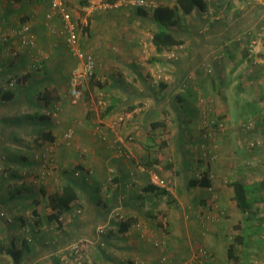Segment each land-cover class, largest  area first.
I'll list each match as a JSON object with an SVG mask.
<instances>
[{"label": "crops", "instance_id": "0c3cea01", "mask_svg": "<svg viewBox=\"0 0 264 264\" xmlns=\"http://www.w3.org/2000/svg\"><path fill=\"white\" fill-rule=\"evenodd\" d=\"M98 1L67 2L74 19L82 5ZM115 5L114 3L113 6ZM132 9L134 16L139 20H133L135 26H128L130 30L124 26L121 19L123 9L116 7L109 12L113 14L109 19L102 14L91 13L88 19L83 20L86 21L85 25L80 33L78 32L80 45L93 52L96 62L109 60V56H112L109 47L130 42L132 46H138L140 44L138 30L145 31L149 28L147 24L153 27L149 20L151 9L145 16L138 15L135 7ZM50 11V0H0V161L12 166L13 171L23 166L31 168L36 165L31 159H23L22 151L33 152L36 149L48 153L50 167L54 166L55 172V176L51 174L35 180L28 177H25V180L15 172L12 175L1 174L0 211L12 217L15 210L29 203L31 206L37 204L39 208L42 206L44 209L49 196L58 193L66 183L71 184L76 191V198L68 204L57 220H48L45 217L43 231L46 232L31 243L27 240L30 253L26 260L32 264H61L60 257L69 253L68 246L82 240L85 244L83 264H232L227 257L225 243L228 226L223 220L211 217V214L207 217V206L211 204L205 193L207 188L188 184L189 179L200 175L191 174L194 163L189 161L188 154L182 151L184 145L182 135L177 136L178 142H175L178 144L175 150L183 154L182 160L176 161L173 168L181 175L183 182L177 187V191L174 193L171 191L170 194L166 189L165 191L155 187L152 189L148 174L139 171L138 165L133 167L128 159L120 157L121 154L115 155L110 141L103 140L100 136V133L103 134L102 128L105 134L109 136L112 134L105 116L114 115L113 112L119 108L114 105L115 101L124 103L123 107H126V104L135 103L136 98L146 100L151 97L154 106L146 115L142 112V116L145 115L148 122H151L152 111L154 114L157 113V104L167 99L164 95L167 92H159L148 83V93H141L142 89L131 92L128 87L137 85L140 80L144 82L146 77H141L142 73L135 65L122 61V76L117 73L115 77L111 73L110 77L104 80L103 88L107 87L110 90L108 93L112 91V95L108 96L111 99L108 113L97 114L89 111L88 109H92L89 105L92 102L88 96L77 104H71L69 84L64 95H55L56 89L64 84L62 72L68 68L71 58L77 59L67 48L60 29L59 15L54 12L50 19H46ZM196 15L201 16L198 11L183 16L186 17L185 21L189 18L195 21ZM20 25L28 26V34L32 37L31 43H21L19 39L21 35L18 33ZM195 25L198 27V24L193 22V26ZM189 28L187 25L185 32L181 34L180 39L183 42L171 47L173 50L186 53L189 61L179 59L172 64L175 66V73L174 77L170 78L171 83L167 84L170 81L165 80L159 83L161 87H168L172 91L171 100L175 99L172 101L178 105L179 96L185 97L191 93L190 88H181L180 78L191 72L203 59H207L214 44L218 47L219 41L228 39L227 33L218 29V24H215L212 30L209 29L211 30L209 33L199 35L197 31ZM131 31L133 35L126 37L125 34ZM147 40L150 48L154 49L149 38ZM38 68L41 70L38 72L39 75H36L33 72L38 71L36 70ZM263 69L264 65L258 67L259 71ZM20 70L29 71L25 76L26 83L12 88L9 98L4 99L1 91L3 82ZM126 71L134 72L135 79L130 78L131 73ZM70 72L71 69L67 81ZM97 78L99 80L97 84L102 85L99 77ZM199 81L201 83L202 79ZM114 89H118L117 95ZM39 93L45 94V99H38L35 94ZM54 106L60 107L59 123L54 121V117L46 114ZM20 116L32 118V121L19 119ZM97 120L101 123H97ZM98 126L101 131L96 130ZM68 129L73 130V137L69 143L64 137ZM18 133L24 134L29 142H18ZM142 149L145 150V147ZM5 150L13 152L6 153L7 157L4 159L2 153ZM119 150L126 153L123 147ZM212 168L210 169L213 171ZM111 171L113 174H110ZM38 180L42 181L41 187L33 184ZM164 193L170 195L168 205L155 206L156 200L166 195ZM226 193L235 206L232 189ZM221 194L217 192L216 197H222ZM218 202L220 204V199ZM145 203L151 206L147 207ZM200 212L202 216L198 217ZM14 226L13 222H6L0 218V231L3 232L0 233V241L4 239V242L9 244L15 238L11 233ZM162 256L165 258L164 262ZM2 261L4 264H15L5 253H0V264Z\"/></svg>", "mask_w": 264, "mask_h": 264}, {"label": "rangeland", "instance_id": "374dc122", "mask_svg": "<svg viewBox=\"0 0 264 264\" xmlns=\"http://www.w3.org/2000/svg\"><path fill=\"white\" fill-rule=\"evenodd\" d=\"M146 1L150 3V5L160 4L161 2L174 3V0ZM206 1L207 5L205 11H203V13L199 12L201 16L196 15L199 21H194L191 18L185 21L186 17L184 18V16L180 14L176 20V27L184 33L185 27L189 25V29L197 31L199 35L203 34L205 31L209 33L212 27L218 24V29L228 34V37L226 36L228 39L224 40L225 44L230 43L228 46H232V43H236L234 48L238 54L233 59L235 61L228 60L226 57L224 60L223 56L219 53L221 50L214 44L210 49L211 55L207 57V59H203L196 64L192 71L189 72L191 78L190 83L186 84V87L189 85L191 93L185 96L188 103L185 111L181 112L180 124L178 122L179 118L177 117L178 111L173 108L171 102L172 91L168 87H161L159 83L165 80L170 81L167 83L170 84V78H173L175 73V66L172 64L179 59L189 61L188 56H186V53L183 51L178 52L172 48L166 49L162 53H157L154 49L150 48V45L147 43V39L153 29L150 27V24H147L149 28L145 31L138 30V38L140 39V44L138 46H132L130 42L126 45H117L113 48L109 47V51L112 54V56H109V60L96 62L95 59L94 73L96 78L94 76L93 79L91 78L84 83L83 97L76 101L69 98V102L71 104H77L80 100H85L88 96L91 98L92 102V104H89L92 107L91 110L88 109L89 111L97 114L108 113L109 102L111 103V99L108 96L112 95V91L108 93L110 90L107 87L103 88L105 84L104 80L106 81L111 73H113L115 77L117 73L122 76V61H128L135 65L142 73L140 74L141 77H146L144 82L140 80L137 85L129 86L128 88L131 89V92L142 89L141 93H148L149 87L147 83L155 87L159 92H167L164 93L167 99L159 101L157 104L158 111L152 116L162 121V126H157L156 128L150 127V122H148V119L145 117L146 113L150 112L149 110L154 106L151 97L146 100L136 98L134 100L136 102L131 103V105H134L132 111H127L126 107H123L124 103L122 104L120 101H115L114 105L119 108L113 112L114 115L105 116L112 137L107 133L105 134L103 128V134L100 133V136L103 140L110 141L115 155L121 154L120 157L128 159L133 167L141 164L145 167L144 172L146 173H148V170L154 169L161 178L168 181L167 187L169 189H167L166 192L169 191L170 194L171 191L173 193L177 191V187H180L183 182L181 175L176 173L177 170L173 168L176 161L181 162L182 160L181 156H183V154L181 151L175 150V147L178 145L176 144L178 142L176 138L182 135L184 142L182 151H185L188 154L187 159L194 163L191 174L201 175L203 172L207 171L212 178L211 187L205 190L211 202V204L209 202L210 206L206 205L208 207L206 210V212H208L207 217L211 214V217L215 216V219L218 218L223 220L224 224L228 226L226 229L227 234H225V243L228 245V243L234 240V236L237 233H241L242 229L240 227L238 228V223H242L244 217L231 202L228 193H226V191L231 189V187L227 185L228 181L238 178L254 181H257V179L264 180V69L263 71L258 70L259 66L264 65V0ZM114 3L116 4L115 6L108 0H99L98 2H90L89 5L84 4L81 6V10L78 11L74 20L77 21L80 30H82L81 27L85 25L86 22H83V20L88 19L91 13L102 14L106 19H109V17H113V14L109 12L116 7L123 9L121 19L124 21V26H135L133 25V20H139L133 14L134 9L132 8L135 7V5L126 4V0H116ZM104 4L110 5L104 8ZM86 6H88L87 9L84 8ZM70 9L71 7L69 10ZM147 9L150 10L151 7ZM193 22L197 23L198 27H196V25L193 26ZM55 26L58 27L57 25ZM129 27L128 30H130ZM132 35V31L125 34L126 37ZM236 40L239 42H236ZM81 47L84 51L93 54L91 50L85 49L82 45ZM182 48L183 47H181V49ZM246 48H250V52L248 51L249 54H247V56H245ZM239 58H241L240 61ZM69 62L68 68L62 72L64 76L63 88L60 87L56 89L57 92L55 95L65 94L68 86V72L70 69L72 71L79 66L78 59L75 60L71 58ZM207 64H209L210 67ZM215 66L218 68L216 73L222 74L221 78L216 76V84L213 85L206 80L200 83L199 79H202V76L210 73L214 74L212 70ZM36 70L38 71L33 73L39 75L38 72L41 69L39 70L38 68ZM126 72L131 73V75H129L130 78L135 77L134 72ZM27 73H29L27 70H20L19 72L13 73V77L17 78L14 87L26 83L25 76ZM97 77H99L100 81L103 83L102 85L97 84L99 81ZM134 79L135 78H133V80ZM90 81L92 85H90ZM114 93L117 95L118 89H114ZM122 94L127 95V93ZM103 101L105 104H102ZM54 108H56L58 115L54 117L55 120H53L59 123L61 117L60 107L54 106ZM142 112L145 113L144 117L142 116ZM23 117L24 116H20L19 119L22 118L26 121H32V118ZM97 123L100 124L101 122L97 120ZM98 127L99 128H96V130L101 131L100 126ZM69 130L70 129L67 131ZM70 131L73 137V130ZM179 131L181 133H179ZM23 135L24 134L18 133V142H29L27 141L28 138ZM120 147L126 149V153H123V150H119L121 149ZM143 147H145V150L142 149ZM78 149L80 150V148ZM9 151L10 153L13 152L12 150L3 151L2 154L4 159L7 157L6 153H9ZM39 153L42 152L36 149L33 152L22 151L23 159H31L36 165L31 168L23 166L13 171L12 166H7L6 163L0 161V175H12L15 172L17 175L23 176L24 178L28 177L33 180L38 179L42 162L38 161L39 159L35 158V156ZM142 156H146V158ZM146 161L151 164L146 165ZM212 167H214L215 170ZM210 168H212L213 171ZM53 170L54 166L51 167L48 175L51 176L52 174V176H55ZM57 173L59 172L57 171ZM110 174H113L112 171ZM41 182L42 181L38 180L33 184L38 186ZM39 187H41V185ZM21 188H19V190ZM217 192L218 194L222 193V197H216ZM219 199L220 204L218 202ZM39 201L42 202V200ZM169 201L170 195L166 194L164 197H160L156 200L155 206L165 207L168 205ZM145 205H147V207L148 205L151 206L149 203H145ZM46 206L47 203L43 209L42 206L39 208L37 204L31 206L29 203V205L15 210V212L12 213V217L5 214L4 216L1 215L0 218L6 222H13L15 224L14 230L11 233L19 240L18 243L20 245L22 244L20 242L23 240H28L31 243V241L37 239L40 234L46 232L43 231ZM256 208L258 216L263 218L264 226V201L257 203ZM201 214L202 212L198 213V217H201ZM8 216L10 220L6 219ZM0 233L3 232L0 231ZM69 247L70 246H68V251ZM84 248L81 249L79 264L84 263ZM28 250V245H23L21 264H32L26 260L30 253ZM235 253L240 256V261L238 263L231 261L232 264H264V229H262L260 233L247 237L243 245L236 244ZM209 256L211 258L212 254ZM163 260H165V258L162 256V261ZM2 263L4 264V261H2ZM193 263L195 262L193 261Z\"/></svg>", "mask_w": 264, "mask_h": 264}, {"label": "trees", "instance_id": "16d2710c", "mask_svg": "<svg viewBox=\"0 0 264 264\" xmlns=\"http://www.w3.org/2000/svg\"><path fill=\"white\" fill-rule=\"evenodd\" d=\"M114 2L115 0L114 1L111 0L110 3L114 4ZM66 3L69 8L67 0ZM146 3L147 5H136L135 6V8L137 9L136 13L138 15L145 16L148 13L147 8L151 7L152 12L149 20L153 23V27H152L153 29L150 32L149 41L154 46V49L157 53H161L164 50L169 49L173 46L180 45L183 42V40L180 39L182 32L178 30V28L175 25L178 15L180 14L187 15L192 13L193 11H198L203 13L207 5L206 0H174V4L172 6L163 3L150 5V3H148L147 1ZM23 26L24 25H20V27ZM83 26L81 27V29L83 28ZM61 27H62V21H61L60 29ZM80 31L81 30L78 24V32L80 33ZM19 39L21 41V37H19ZM236 42L239 41L236 40ZM229 44L230 43L225 44V42L222 40L217 43L218 49L221 50L219 51V53L221 54V56H223L224 60L226 58L228 60H233L238 54V52H236L234 48V45L236 43H232V46H228ZM250 48H246L245 56L249 54ZM240 60L241 58H239V61ZM37 65H39V63H37ZM207 65L210 67L209 64ZM217 70L218 68L216 66L213 67L212 71H214V74L210 73L202 76V82L206 80L212 83L213 85L216 84L217 77L221 78L222 76V74L216 73ZM94 76L95 73L93 77ZM10 78L9 79L7 78L2 85L1 91L4 99L9 98V95L11 94L10 93L11 89L14 88V84L17 81V78H15L16 79L15 82L12 85L8 86V82H10L11 80ZM190 78L191 77L188 72L186 73V76L180 78V82H182V86L180 85L181 88L186 87V84L190 83ZM186 88H189V85ZM44 95L45 94L41 95V93H39L37 94V98L45 99ZM178 98L180 99L179 100L180 105L175 104L173 101L172 102L174 103L173 108H175V110L178 111L177 117L179 118L178 122L180 124L181 112L185 111V109L187 108L188 101L186 97L179 96ZM125 106L126 109L129 111H131L134 108V105L126 104ZM152 114L155 115L156 113L154 114V111H152ZM152 118L153 119L150 122L152 128H156L157 126L163 125L162 121L154 117ZM179 133L181 132L179 131ZM145 163H147L146 165L151 164L148 161H146ZM211 179L212 178L209 176L208 172L206 171L203 172L199 177H192L191 179H189L188 184L189 186H200V187L210 188L212 185ZM227 185H229L233 191L232 198L235 201L236 208L244 215L242 223H240L239 225V227L242 229L241 233H237L234 236V240L228 243L227 245L228 259H230L234 263H238L240 261V256L235 253L236 244L243 245L247 237H251L257 233H260V231L264 229L263 218L258 216L257 208H256L257 203L264 201V180L254 181L250 179L238 178L228 181ZM153 187L155 186L152 185L151 188L153 189ZM75 198H76L75 188L69 183L64 184L61 187V189L58 191V193L55 194L53 193L49 196L45 211V217L48 220H57L61 215V213L63 212V210H65L68 207V204ZM18 242L19 240L16 238L12 239V241L9 244L5 243L4 241H0V253L8 254L13 259L15 264H19L21 262L22 254H23V245L26 246L27 244L26 240L20 242L22 243L21 245Z\"/></svg>", "mask_w": 264, "mask_h": 264}, {"label": "built area", "instance_id": "2783aa9c", "mask_svg": "<svg viewBox=\"0 0 264 264\" xmlns=\"http://www.w3.org/2000/svg\"><path fill=\"white\" fill-rule=\"evenodd\" d=\"M126 4L130 5H147L145 0H126ZM110 4H104L103 7H109ZM92 7V6H91ZM50 9L51 11L46 15L49 19L53 14H59L62 27L61 33L65 37L66 45L68 50L79 60V66L76 69H73L69 74L68 84H69V95L76 101L80 99L83 94V85L85 82L89 81L95 71V58L91 52L84 51L80 45L79 35H78V24L73 19L71 12L67 6L66 0H50ZM21 36V43L27 44L32 42V37L28 34V26L24 25L18 32ZM8 86L12 85L15 82V77L10 78ZM49 116L57 117L58 112L56 108H52L46 113ZM66 141L69 143L72 139V132L69 130L64 134ZM38 158L42 165L40 166L39 177L44 178L50 173V161L47 152L39 153L35 156ZM50 167V168H49ZM139 171L144 172L145 167L138 164ZM50 169V170H49ZM149 169V168H147ZM149 183L157 188L169 189L167 187L168 181H165L161 176H159L154 169L148 170ZM6 213L0 211V216H4ZM7 220L9 219L6 218ZM85 247L83 241L79 240L72 243L69 247V254L63 255L61 257L62 264H79L81 258V249ZM164 262V260H163ZM20 264V263H19ZM165 264V263H164Z\"/></svg>", "mask_w": 264, "mask_h": 264}, {"label": "clouds", "instance_id": "9594fccd", "mask_svg": "<svg viewBox=\"0 0 264 264\" xmlns=\"http://www.w3.org/2000/svg\"><path fill=\"white\" fill-rule=\"evenodd\" d=\"M13 77V76H12Z\"/></svg>", "mask_w": 264, "mask_h": 264}]
</instances>
